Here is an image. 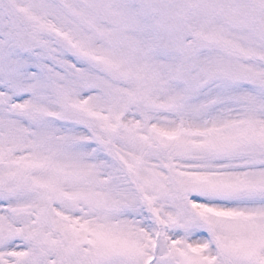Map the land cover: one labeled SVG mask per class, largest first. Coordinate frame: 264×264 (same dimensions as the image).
<instances>
[{
  "label": "snow or ice",
  "instance_id": "obj_1",
  "mask_svg": "<svg viewBox=\"0 0 264 264\" xmlns=\"http://www.w3.org/2000/svg\"><path fill=\"white\" fill-rule=\"evenodd\" d=\"M0 264H264V0H0Z\"/></svg>",
  "mask_w": 264,
  "mask_h": 264
}]
</instances>
